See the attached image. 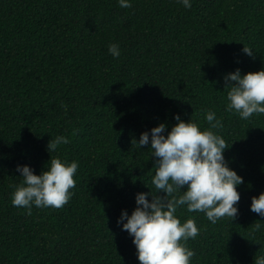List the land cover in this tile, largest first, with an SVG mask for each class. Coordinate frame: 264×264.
Returning a JSON list of instances; mask_svg holds the SVG:
<instances>
[{
	"label": "trees",
	"instance_id": "1",
	"mask_svg": "<svg viewBox=\"0 0 264 264\" xmlns=\"http://www.w3.org/2000/svg\"><path fill=\"white\" fill-rule=\"evenodd\" d=\"M131 3L0 0V264H140L117 223L137 193L157 191L151 145L137 142L160 123L167 135L176 114L207 128L208 110L222 121L225 159L244 183L234 220L213 224L177 210L199 228L187 242L191 264L264 257V217L250 210L264 192V114L244 120L227 111L223 79L264 68V0H192L191 9L177 0ZM110 43L120 45L118 58ZM57 135L69 143L50 153ZM57 155L79 163L71 199L33 206L31 215L14 207L17 165L39 175Z\"/></svg>",
	"mask_w": 264,
	"mask_h": 264
},
{
	"label": "clouds",
	"instance_id": "2",
	"mask_svg": "<svg viewBox=\"0 0 264 264\" xmlns=\"http://www.w3.org/2000/svg\"><path fill=\"white\" fill-rule=\"evenodd\" d=\"M117 2L120 8L132 7L131 0ZM177 2L186 9L192 7V0ZM108 51L118 58L120 45L110 43ZM243 52L253 55L246 46ZM223 79L228 90L227 111H234L244 120L264 114V68L243 75L236 69ZM174 119L177 123L167 135L165 123L141 134L138 145L142 148L150 143L151 158H156L151 183L157 191L154 194L150 188V192L137 193V206L131 215L122 210L117 220L122 230L133 237L140 264H191L195 252L187 247V242L199 235V228L193 218L182 223L177 216L179 208L185 207L189 213L202 212L213 224L224 217L234 220L239 211L238 187L244 179L225 159L229 147L218 131L223 127L222 121L212 110L206 112L209 127L203 129L192 117L185 122L176 114ZM68 143L66 136L57 135L50 140L48 151L56 152L58 146ZM47 165V170L39 175L30 165L16 167L22 180L12 194V205L26 208L28 215L33 206L60 208L74 195L70 190L76 187L78 161L69 162L57 155ZM160 192L165 195H158ZM250 210L264 217V192L252 197ZM260 226L256 224L257 229ZM255 264H264V257H256Z\"/></svg>",
	"mask_w": 264,
	"mask_h": 264
}]
</instances>
